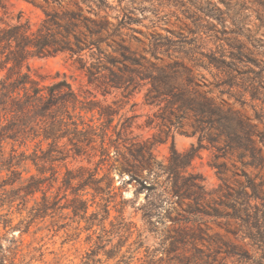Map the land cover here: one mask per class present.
<instances>
[{"label": "trees", "instance_id": "obj_1", "mask_svg": "<svg viewBox=\"0 0 264 264\" xmlns=\"http://www.w3.org/2000/svg\"><path fill=\"white\" fill-rule=\"evenodd\" d=\"M22 1L43 16L32 22L0 0V264L34 258L12 232H29L27 218H45L60 202L71 217L65 233L83 232L89 244L82 264H98L100 255L132 264L124 260L131 244L143 249L140 264H264V175L243 172L230 186L225 164L213 162L219 183L208 186L191 169L209 146L239 151L244 168L264 169L254 125L194 89L192 68L172 52L137 53L129 5L112 14L109 0ZM57 55L82 74L83 90L73 87V74H35L32 59ZM139 104L150 109L143 122ZM187 127L201 134L180 151L174 136ZM168 142L160 159L156 148ZM128 183L134 200L143 194L137 209L145 227L125 213L135 202L119 191ZM30 201L13 223L16 204ZM145 231L158 247L147 245Z\"/></svg>", "mask_w": 264, "mask_h": 264}, {"label": "rangeland", "instance_id": "obj_2", "mask_svg": "<svg viewBox=\"0 0 264 264\" xmlns=\"http://www.w3.org/2000/svg\"><path fill=\"white\" fill-rule=\"evenodd\" d=\"M109 2L114 7L112 14H118L121 6H130V26L133 30H128V38L137 53L148 55L151 47L157 46L162 54L172 52L189 65L194 76V89L206 92L214 102L224 101L226 106H231L244 120L254 125L257 132L255 139L260 141L258 146L262 148L264 156V0ZM10 9L13 13L23 11L32 22H38L43 16L38 8L22 0H11ZM30 64L35 74L48 79L63 73L73 74V87L78 91L85 88L82 74L74 72L64 55L34 58ZM134 99L140 102L142 92L136 94ZM136 111L141 114L139 122H143V114L150 112V109L139 104ZM196 119H199L197 115L192 118ZM186 130V133H176L174 136L175 147L180 151L196 144L201 134L197 132L192 135L188 127ZM149 132L143 130L144 134ZM168 150L169 142L157 146L156 154L163 159ZM225 153L224 149L218 152L211 146L202 149L193 159L191 169L201 173L208 186H217L219 183L211 165L213 162L225 164L224 172L229 177L230 186H237L234 184L236 179H245L243 172H249L252 176L264 175V169L244 168L238 161L239 151ZM115 185H122L117 173ZM119 187L124 198L134 200V186L131 183ZM134 201L133 207L128 205L125 213L138 227H145L141 219L142 211L137 209L144 201L143 194ZM32 203L16 204L13 223L19 219L17 212L26 214ZM54 207L49 209L50 215L45 218H27L30 223L29 232L19 235L15 230L12 234L22 242L23 247L35 249L34 258L27 264H82L89 248L84 240L85 233L82 232L79 237L67 235L64 227L71 222L69 210L64 208L63 202ZM162 223L171 225L166 220ZM143 235L147 237V245L158 247L155 234L145 231ZM140 251L143 249L138 248L137 244H131L124 260L140 264L137 259ZM154 253L164 257L159 251ZM99 257L102 259L98 264L114 263V260L105 261L103 256Z\"/></svg>", "mask_w": 264, "mask_h": 264}]
</instances>
